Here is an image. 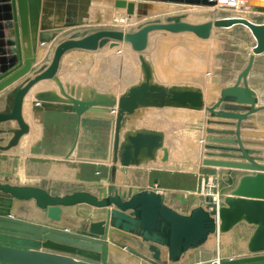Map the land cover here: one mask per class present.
Instances as JSON below:
<instances>
[{"label": "water", "instance_id": "1", "mask_svg": "<svg viewBox=\"0 0 264 264\" xmlns=\"http://www.w3.org/2000/svg\"><path fill=\"white\" fill-rule=\"evenodd\" d=\"M74 1L0 0V90L22 78L5 93L4 104L0 109V135L10 134L4 144H1L3 138L0 137V159H8L7 151L16 147L21 137L29 132V124L23 115L25 96L38 82L50 80L57 89H45L33 94L30 102L33 121H36L37 112H65L74 113L78 118L84 116L110 120L109 183L93 179L88 180L84 187L54 193L39 183H22L0 177V233L35 240L38 246L0 242V262L101 264L99 261L108 242L114 239V233L138 236L146 244L150 256L138 253L155 264H162L160 260L163 251L169 262H176L189 249L203 244L210 234L227 231L240 221L254 226L246 242L249 253L218 260V263L239 264L264 260L263 150L246 146L262 144L243 140L241 136L249 134L246 131L242 133L240 129L242 120L253 119L255 112L264 109V104L257 105L256 92L247 82L254 56L264 51V22L256 23L242 16H224L194 23L186 20V13L168 15L163 20L155 17L141 21L173 10H184L189 5L216 7L219 0H114L113 8L125 9L127 19L133 18L138 22L134 30L75 29L55 41L47 62L33 68V64L45 51V44L68 28L84 25L82 20L68 19L57 20L52 24L47 18L51 14L48 7L58 9L65 2L70 4ZM228 1L237 2L241 9L264 13V0ZM235 24L247 27L255 43L233 84L222 87L214 102L206 104L201 87L194 83H164L157 79L153 63L145 53L152 32L190 33L198 39H208L213 29L228 28ZM121 44L136 54L139 77L120 93L115 94L89 83H70L60 79L58 72L65 53L71 50L97 51L106 46L119 47ZM165 107L202 110L209 114L204 119L205 124L234 127L203 128V141L210 142L203 143V149L213 151H204L202 165L250 171L242 174L237 184L218 203L200 193L187 211H181L169 203L172 191L162 193L151 188L117 184L118 166H140L151 161L168 160L169 148L165 145L163 130L135 124L130 128L125 127L126 121L134 118L138 110ZM217 117L235 121L214 119ZM78 134L79 127L70 149L62 157L63 161L38 155H29L24 161L74 167V176L80 179L81 164L89 159L72 156ZM219 134L231 137H218ZM30 199L44 212L45 219L52 222L60 221L62 206L77 203L105 207L106 213L103 218L89 220L77 231L12 216L11 209L17 201ZM200 264H214V261L206 259Z\"/></svg>", "mask_w": 264, "mask_h": 264}, {"label": "rangeland", "instance_id": "2", "mask_svg": "<svg viewBox=\"0 0 264 264\" xmlns=\"http://www.w3.org/2000/svg\"><path fill=\"white\" fill-rule=\"evenodd\" d=\"M198 9L204 11L208 8ZM226 13L232 14L230 9L224 8L222 10L219 9L216 15L220 16ZM240 14L246 16L248 13ZM208 15V12H200L198 19H203ZM251 16L252 14L247 15V17ZM117 19L119 22L113 21L110 14L109 19L103 22L92 23L89 28L92 31L97 29L122 28L121 30L125 31L135 29L134 22L127 23L124 22L123 19ZM118 23H120V27L116 26ZM222 30V28H216L215 33L217 34L218 31ZM237 38H239V40L236 41V48H240L241 50L243 45L241 41L243 40L242 35H239ZM207 41L200 40L189 33L174 34L154 31L149 36V45L145 53L152 61L156 77L159 81L164 83H194L201 85L203 78L208 79L207 77H203V75L216 66L213 64L216 60V56L212 52L208 55L205 49L206 46H203ZM138 77L139 63L137 56L123 44H121L119 48H109L106 46L94 52H77L74 58L69 60V63L66 62L63 64L60 71V79L63 82L82 80L83 82H89V84L95 82L99 85L98 87L115 90L123 89L127 84L136 81ZM43 86L46 89H57V86L50 80L45 81ZM203 97L204 101H206L208 98L206 92L203 94ZM26 104H28V102H26ZM178 110V108L174 107L140 109L137 111L136 117L134 116L131 121L127 120L128 122L126 121L125 124L126 128H130L135 124L137 126L155 127L163 130L165 133V144H170L172 146V151L171 148L169 149V154L171 152L172 156L171 164L163 166L161 163H157V166H155L157 168L126 166L119 168L121 171L119 173H121V175L124 174L125 176L123 175V177L127 178L129 182L138 184L140 187L142 186L141 188L151 183H157L159 187L168 189L167 191H172L173 196L170 199V205L178 210L187 211L189 207L195 203L197 195L204 193L205 189H207L204 182V188L201 190L202 192L200 191V189H202V177L206 173L213 172L204 170L206 165L201 164V158L204 156V152L201 151V149L203 150V133L199 132L200 130L198 128H195V124H191L197 123L198 125L201 123L204 127V112L202 110L195 111L186 108H180V110ZM189 130L194 134L196 133L195 136H192ZM109 131L110 129L107 124L98 126L94 138L91 141L87 140V143L83 144V152L91 155L96 153L106 154L107 143L110 137ZM37 138L38 135L33 134L32 143ZM61 144V142H43L32 148V151H27L26 154L43 152L56 153L61 150L53 149V147L51 148L49 146ZM175 144L178 145L176 146ZM22 154L23 156H13L11 159H6L9 161L5 163V170L0 172L2 178L16 182H28L27 178H29V176H27V171L31 164L29 163L30 161H24L27 156H24L25 153ZM200 155H202V157ZM109 166L110 165L102 164V174H93L94 179L103 177L102 181L104 184L109 183ZM21 167L23 168V172L20 173ZM51 178L53 181V189L56 190L66 189L71 191L84 186V182L80 180V182L66 181V178H62L61 172L57 171L51 174ZM30 182L46 184L47 179L39 177L37 180L29 181V183ZM219 191H223V189L219 188ZM67 209L69 210L68 221L70 225L77 228L84 226L86 220L84 217L86 215L98 217L105 216L106 213L105 207H96L87 203H81L68 207ZM80 216H83L84 219L78 221ZM253 227V224L240 221L227 231H217L210 234L203 244L189 249L186 255L176 262H169L166 252L163 251L160 262L162 264H200L202 260L210 259L214 261V264H219L218 260L246 255L249 253L246 242ZM0 242L20 245L22 239L8 235H0ZM134 249L135 251H132V257L136 258L139 264H155L138 253L140 252L146 256H150L145 243H139ZM0 264L5 263L0 262ZM239 264H264V260Z\"/></svg>", "mask_w": 264, "mask_h": 264}, {"label": "crops", "instance_id": "3", "mask_svg": "<svg viewBox=\"0 0 264 264\" xmlns=\"http://www.w3.org/2000/svg\"><path fill=\"white\" fill-rule=\"evenodd\" d=\"M103 1L104 0H76L70 4L65 2L63 4V7L58 8V9H56L55 7H48L47 9L48 11L51 12V14L47 16V18L50 19L52 24L56 23L57 20L62 21L64 19L77 20V21L82 20L85 23L82 26L75 27V28H68L64 30L63 32L58 34V36H56L54 40H52L50 43L45 44L46 49L44 53L42 54L41 58L38 59L33 64V68H36L41 63L47 62L50 59L51 49L55 41H57L58 39H61L62 37H66L69 32L75 29L87 28L89 29V31H92L89 28L91 27L92 23L106 21L105 17L108 14H109L108 15L109 17L111 14L113 21L119 22L117 18H120V19H123L127 23L134 22V25L138 23L134 21L133 18L127 19L125 9L113 8L112 3L114 0H107V1H110L109 4L108 3L104 4ZM126 1L127 2L129 1L137 2L138 0H126ZM54 3L55 2H53V4ZM152 3L167 4L163 2H152ZM225 3L226 2H220L218 4L220 6H224ZM171 5L179 6V4H171ZM104 7H112L113 9H107ZM198 8H208V9L204 11H200V9ZM209 8H212V9H209ZM219 9L222 10L223 8L218 7V10ZM230 10L231 12H233L232 14L228 13L227 15L226 13L225 15L217 16L216 7L189 5L187 6L186 9H184V11L183 10H173V11L158 14L152 17L144 18L141 21H144L146 19H152L155 17L163 20L164 17L168 15L186 13L187 14L186 20L190 22H194V23H200L205 20L212 19V18L224 17V16H240L241 15L240 13H248V14H252V16L249 17V20L256 22V23L264 22V13L262 12H251L247 8L242 9L244 10L243 12H241V10H238L237 8L230 9ZM200 12L201 13L208 12L209 15L204 17L203 19H198V15ZM116 26H120V25L117 24ZM222 29H223L222 31H218L217 33L218 35L215 33L216 32L215 29H213L210 38L200 39L203 41L210 40V41H207L205 45L203 44V46H206L205 49L208 55L210 52H212L216 56V60L213 62V64L216 66L210 69L208 72H206V74L203 75V77H207L208 79L203 78L201 85L196 84L201 87L203 94L206 92L208 96L207 100L205 101L206 104L212 103L216 100V98L219 96V92H220L219 90L222 87L230 86L233 84V82L235 81L237 77V74L245 66L250 50L255 43V40L251 32L249 31V29L242 24H235L231 27L222 28ZM129 31H132V30H129ZM239 35H242V38H243V40H241L243 44L241 47V50L240 48H236L237 47L236 41L239 40V38H237ZM77 52H94V51L71 50L65 53L63 57L61 58L60 68L58 72L59 77H60L61 67L63 66V64L66 62L69 63V60L71 58H74L75 53ZM21 80L22 78H19L18 80L12 82L11 84L7 85L2 90H0V109L3 107V104H4L5 93L8 90H10L12 87H14L17 83H19ZM247 82H248V86L256 92V95L258 97L257 105L264 104V51L254 56L252 67L247 76ZM43 83L44 82H40L37 85L33 86L28 92L29 94L26 95L24 98V105H23L24 118L27 121V123L32 126V130L34 131V134L38 135V138L30 145L28 151H32V148L36 147L37 145H40L43 142L44 143L46 142L60 143L61 142L62 143L61 145L49 146L51 148L53 147V149H57L61 151L56 152V153H44V152L43 153H30L26 155L24 154V156H29V155L47 156L53 159L54 161H63L64 159L62 157L70 149L74 141L76 131L79 127L78 139H77L75 149L72 153V156L74 158H88L89 161L82 162L81 168H80V179H76V180L74 178L75 177L74 173L76 170L74 167H67V166L58 167L51 162H32L30 161L29 163L31 164V166L28 167L29 169L27 171V176H29V178H27L28 182H23V181H18V182L29 183V181L37 180V178L39 177L46 178L47 183L42 184L43 186L49 188L51 192L63 193V192H67L68 190L53 189V181L51 178V174L55 173L56 171L61 172L62 178L63 179L66 178L65 179L66 181H70V182L82 181L84 182V186H85L88 180L94 179L93 174L95 173L102 174L101 173L102 164L110 165V161L108 160H110L109 155H110V148H111L112 125H111V121L108 119H99V118L84 117V116L78 118L76 114L74 113H65V112H37L36 121L32 122L33 119L32 120L30 119L32 116L31 109H30V102L32 101L33 94L35 92L46 89L43 86ZM70 83H89V82H85V81L83 82L82 80H76ZM91 84L96 87L99 86L95 82H92ZM98 88H102V87H98ZM102 89L114 92L115 94H118L122 91V89L121 90H115L111 88H102ZM26 102H28V104H26ZM219 109H221V105L219 106ZM253 115H254L253 119L242 120L240 129L242 133L243 132L245 133L246 131L248 132L249 135H242L241 137L243 140H248V141L262 144V145H256V146L255 145H246V146L262 149L263 150V152L261 153V155L263 156L262 162H264V109L255 112ZM207 117H209V114L204 112V118H207ZM214 119H218L221 121H235V120H226L220 117H217ZM103 124H107L110 129L109 131L110 137L107 143V153L106 154L96 153L94 155H91V154H87L83 152L82 150L83 144L87 143V140L91 141L97 132V127ZM207 126L214 127V128H221V129L223 128L234 129V127H230V126L204 124V127H207ZM203 128H202L201 133H203V136H204L205 132H203ZM217 136L218 137H231L230 135H224V134H219ZM0 137L3 138V141L1 142V144H4L10 137V134L5 133V134L0 135ZM203 143H210V142L203 141ZM216 144L217 145H230L228 143H216ZM165 145L168 146L169 149L171 148V151H172V146L170 144H165ZM202 151L204 152V151H213V150L203 149ZM7 154L9 155L10 159L13 156H23L19 144L16 147L12 148L10 151H7ZM106 158H107V161H106ZM213 158H227V157L213 156ZM235 160H240V159H235ZM7 161L9 160L0 159V172L2 170H5L4 169L5 163ZM137 167L147 168V167H140V166H137ZM119 168L121 167H118L117 169V174H116L117 184H121L124 186L132 185L138 188L142 187V186L140 187V185L138 184L129 182L127 178L123 177L124 174L121 175V173H119L121 172ZM204 170L217 174L218 181H219V188L223 189V191H220L221 197L225 195L226 193H228L237 184L238 179L242 174L250 172L248 170L241 169V168H233V167H227V166L213 167V166H207V165L205 166ZM21 172H23L22 167H21L20 173ZM102 178L103 177H100L101 180ZM78 204H81V203H77L74 205H68V206H62L61 219L58 222H52L51 220L45 219L44 212L38 209L34 205L32 199L17 201L11 209V214L14 217L27 219L33 222H39V223L48 222L60 228H66L69 230H76V231L81 230L88 223L89 220L103 218V216L95 217V216L86 215L84 217L86 220L84 222L83 227L77 228V227L71 226L68 221L69 220V216H68L69 210L67 208L78 205ZM84 218L83 216H80L78 218V221H81ZM5 235L14 236V235H9V234H5ZM14 237L22 239L20 246L38 247L35 240L26 239V238H22L18 236H14ZM139 243H144V242L136 235H124V234L114 233V239L108 242L107 248L105 249V253H103L102 259L101 261H99V263L101 264H139V261L136 258L132 257V251H135L134 248H136V245H138Z\"/></svg>", "mask_w": 264, "mask_h": 264}, {"label": "bare ground", "instance_id": "4", "mask_svg": "<svg viewBox=\"0 0 264 264\" xmlns=\"http://www.w3.org/2000/svg\"><path fill=\"white\" fill-rule=\"evenodd\" d=\"M220 2H226L225 4L226 5H224V6H220V7H222L223 9L225 8V9H228V7H235L234 9H238V10H241V12H243L244 10H242V9H240L241 7H239V5L237 4V2H234V3H232V2H229L228 0H219ZM109 2L110 1H103V3L104 4H109ZM240 3V2H239ZM219 7V4H218V6H216V8H218ZM217 11H218V9H216ZM184 11V10H183ZM210 12V11H209ZM236 12V11H235ZM246 12V11H245ZM109 13V12H108ZM221 13V12H220ZM233 13V12H232ZM109 15V14H108ZM106 16L105 17V20H107V19H109V16ZM121 15V14H120ZM212 15H213V13H212ZM228 15V14H227ZM248 15V14H247ZM246 15V16H247ZM241 16V15H240ZM245 15H242V17H245V18H247V19H249V17H246ZM125 22V21H124ZM120 23H118V25H119ZM124 24V23H123ZM120 27V26H119ZM122 27V26H121ZM113 28H115V27H113ZM122 29V28H121ZM45 81H48V80H42V81H40V82H45ZM40 82H38V83H40ZM37 83V84H38ZM37 84H35V85H37ZM34 85V86H35ZM2 90V89H1ZM220 91V90H219ZM29 94V93H28ZM27 94V95H28ZM24 105V104H23ZM179 110H180V108H178ZM178 110V111H179ZM183 110V109H182ZM137 114V113H136ZM136 117V116H135ZM31 119V118H30ZM130 121H131V119H130ZM128 122V121H127ZM31 124V123H30ZM191 124H193V123H191ZM195 124V128L197 129H199L198 131L199 132H202V128H203V124H198L197 125V123H194ZM29 127H30V129H29V132L27 133V134H25V135H23L22 136V139H21V141H20V144H19V146H20V149H21V151H22V153H25L26 154V152L28 151V149H29V147H30V145H31V143H32V140H33V134H34V131L32 130V126L31 125H29ZM192 128H194V127H192ZM192 128H191V130H192ZM194 128V129H195ZM182 129V128H181ZM193 129V130H194ZM191 130H189V132H190V134L192 135V136H195V134L193 133V132H191ZM200 135V134H199ZM196 138V137H195ZM198 142H199V140H198ZM179 143V142H178ZM181 144H184V143H181ZM176 145V144H175ZM178 145V144H177ZM176 145V146H177ZM200 145V144H199ZM168 147V146H167ZM169 148V147H168ZM186 149V148H185ZM200 150V149H199ZM201 151H202V149H201ZM200 151V152H201ZM201 154V153H200ZM201 157H202V155H200ZM199 156V157H200ZM172 156H171V152H170V154H169V158H168V160L167 161H165V162H161L160 160L159 161H151V162H149V163H147V164H145V165H140V167H155V166H157V163H161L163 166H168V165H170L171 164V158ZM172 162H173V160H172ZM197 165V164H196ZM118 167H121V166H118ZM104 183V182H103ZM97 214V213H96ZM104 217V216H103ZM43 218V217H42ZM41 218V219H42ZM43 220V219H42Z\"/></svg>", "mask_w": 264, "mask_h": 264}, {"label": "built area", "instance_id": "5", "mask_svg": "<svg viewBox=\"0 0 264 264\" xmlns=\"http://www.w3.org/2000/svg\"><path fill=\"white\" fill-rule=\"evenodd\" d=\"M218 3L220 2L218 1ZM204 182H205V186H207V189H205L204 193L202 194L210 196L214 202L218 203V201L222 197L219 191V181H218L217 174L216 173H206L202 177V182H201L202 189H200V191L203 190L204 188ZM143 188H151V189L157 190L162 193H166L168 190V189H163L162 187H159L157 183H151Z\"/></svg>", "mask_w": 264, "mask_h": 264}, {"label": "trees", "instance_id": "6", "mask_svg": "<svg viewBox=\"0 0 264 264\" xmlns=\"http://www.w3.org/2000/svg\"><path fill=\"white\" fill-rule=\"evenodd\" d=\"M0 235H5V234L0 233ZM6 236H7V235H6ZM11 237H14V236H11Z\"/></svg>", "mask_w": 264, "mask_h": 264}]
</instances>
